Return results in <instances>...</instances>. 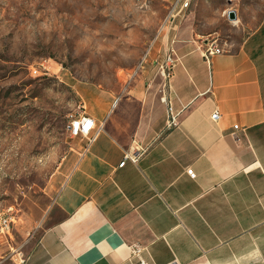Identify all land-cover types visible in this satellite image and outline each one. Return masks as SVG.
I'll list each match as a JSON object with an SVG mask.
<instances>
[{
  "label": "crops",
  "instance_id": "obj_1",
  "mask_svg": "<svg viewBox=\"0 0 264 264\" xmlns=\"http://www.w3.org/2000/svg\"><path fill=\"white\" fill-rule=\"evenodd\" d=\"M228 1L212 13L233 9L242 31ZM192 4L129 84L87 103L101 130L64 156L54 199L21 247L24 264H136L132 243L149 264H264V8L206 61L197 38L216 16ZM167 53L176 60L168 86L155 66ZM163 98L179 113L170 129ZM132 140L145 151L119 166Z\"/></svg>",
  "mask_w": 264,
  "mask_h": 264
},
{
  "label": "rangeland",
  "instance_id": "obj_2",
  "mask_svg": "<svg viewBox=\"0 0 264 264\" xmlns=\"http://www.w3.org/2000/svg\"><path fill=\"white\" fill-rule=\"evenodd\" d=\"M197 1V14L206 18L224 7V0ZM177 4L0 0V209L13 218L8 237L0 235V264L13 259L11 247L33 238V225L64 175V156L83 146L84 137L66 130L70 117L78 115L80 105L85 111L91 100L116 96L149 63L163 22ZM191 4L195 0L187 14ZM228 5L239 9L242 31L235 32L223 12L209 24L213 31L197 38L200 42L223 43L249 31L262 15L264 0Z\"/></svg>",
  "mask_w": 264,
  "mask_h": 264
},
{
  "label": "built area",
  "instance_id": "obj_3",
  "mask_svg": "<svg viewBox=\"0 0 264 264\" xmlns=\"http://www.w3.org/2000/svg\"><path fill=\"white\" fill-rule=\"evenodd\" d=\"M190 0H177V7L169 11V16L163 22L165 27L166 25L171 24L177 17H181L186 12V8ZM173 11V12H172ZM223 52L222 46L216 40L203 41L200 49L201 56L204 60H208L211 56L215 54H220ZM176 60L171 56L170 53L165 54L162 59L155 61L156 69L159 74L165 81V85L168 86V81L172 77V70L175 65ZM32 73L35 74L36 70L33 69ZM166 102V119L164 122V128L170 129L174 127L177 123L178 112L172 111V108L166 99L163 98ZM79 108H82L77 116H71L69 121L66 124V130L72 136H81L86 140V144H89L94 140L98 132L101 130V125H96L91 117L85 114L83 111V105H80ZM219 118L218 111H213L211 114V120L217 121ZM239 129L237 125L232 126L231 134L235 136V132ZM145 147L140 145L137 141L132 140L122 155L121 161L118 163L121 166L124 161H129L131 163H136L138 159L143 155ZM185 174L193 178L194 173L191 168L185 169ZM13 218L8 209H0V235L3 237H8L10 234L11 224ZM129 258L133 259L136 264H149V261L146 259L145 255L147 250L145 246H142L138 243H132L128 246ZM10 251L12 253L13 259H11L9 264H24L25 255L21 250V246L11 247Z\"/></svg>",
  "mask_w": 264,
  "mask_h": 264
},
{
  "label": "water",
  "instance_id": "obj_4",
  "mask_svg": "<svg viewBox=\"0 0 264 264\" xmlns=\"http://www.w3.org/2000/svg\"><path fill=\"white\" fill-rule=\"evenodd\" d=\"M226 17L228 21H234L236 18V14L233 9L226 10Z\"/></svg>",
  "mask_w": 264,
  "mask_h": 264
}]
</instances>
